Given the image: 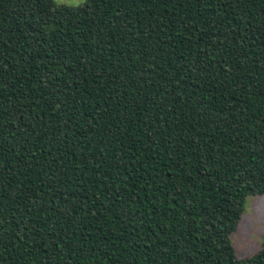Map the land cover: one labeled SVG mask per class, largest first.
<instances>
[{
  "label": "trees",
  "instance_id": "16d2710c",
  "mask_svg": "<svg viewBox=\"0 0 264 264\" xmlns=\"http://www.w3.org/2000/svg\"><path fill=\"white\" fill-rule=\"evenodd\" d=\"M264 0H0V264H264Z\"/></svg>",
  "mask_w": 264,
  "mask_h": 264
},
{
  "label": "rangeland",
  "instance_id": "374dc122",
  "mask_svg": "<svg viewBox=\"0 0 264 264\" xmlns=\"http://www.w3.org/2000/svg\"><path fill=\"white\" fill-rule=\"evenodd\" d=\"M57 4L80 6L87 0H54ZM231 241L239 257L257 253L264 242V195H249L245 210L237 229L231 234Z\"/></svg>",
  "mask_w": 264,
  "mask_h": 264
}]
</instances>
